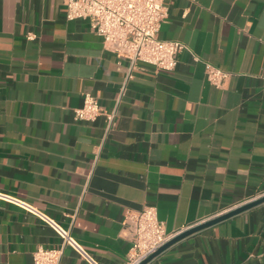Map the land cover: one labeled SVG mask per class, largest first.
Here are the masks:
<instances>
[{"label": "crops", "instance_id": "0c3cea01", "mask_svg": "<svg viewBox=\"0 0 264 264\" xmlns=\"http://www.w3.org/2000/svg\"><path fill=\"white\" fill-rule=\"evenodd\" d=\"M67 3L0 0V264L62 248L6 197L100 264L126 261L129 211L155 207L173 240L264 197V0H165L159 39L188 48L172 72L131 69ZM208 63L229 74L219 88ZM86 93L114 114L110 130L106 116L75 120ZM60 264L89 263L67 247ZM148 264H264V203Z\"/></svg>", "mask_w": 264, "mask_h": 264}, {"label": "built area", "instance_id": "2783aa9c", "mask_svg": "<svg viewBox=\"0 0 264 264\" xmlns=\"http://www.w3.org/2000/svg\"><path fill=\"white\" fill-rule=\"evenodd\" d=\"M167 15L165 0H68L66 12L69 21L87 20L103 40L105 49L128 60L131 69L138 63H144L154 66L157 71L172 72L178 64V56L188 51V48L179 41L159 39V32ZM35 38L34 34H28V40ZM194 59L199 61L196 56ZM205 67L208 82L217 88L229 76L209 63ZM131 78L129 74L127 80ZM124 93L125 88L122 89L121 97ZM101 116L107 117V128L110 130L114 114H107L98 99L86 93L83 106L75 111V120L92 123ZM263 196L264 194L258 198ZM6 199L37 216L62 240L61 249L39 248L34 253V264H60L63 251L67 247L72 248L89 264H100L75 240L70 230L24 202L7 197ZM125 223L132 230V248L126 261L121 264H142L173 237L166 232L165 224L158 220L155 207L127 212Z\"/></svg>", "mask_w": 264, "mask_h": 264}, {"label": "water", "instance_id": "95a60500", "mask_svg": "<svg viewBox=\"0 0 264 264\" xmlns=\"http://www.w3.org/2000/svg\"><path fill=\"white\" fill-rule=\"evenodd\" d=\"M264 203V197L259 199V200H256L254 202H251L249 204H246L238 209H235L231 212H228L227 214H224L218 218H215L205 224H202L198 227H195L179 236H177L176 238H174L173 240L169 241L167 244H165L162 248H160L155 254H153L152 256H150L148 259H146L142 264H148L150 261H152L153 259H155L157 256H159L162 252H164L166 249H168L169 247H171L172 245H174L175 243H177L178 241L190 236V235H193L197 232H200L206 228H209V227H212V226H215L219 223H222L223 221H226L236 215H239L245 211H248V210H251L261 204Z\"/></svg>", "mask_w": 264, "mask_h": 264}]
</instances>
